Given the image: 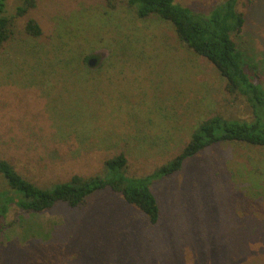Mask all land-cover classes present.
Wrapping results in <instances>:
<instances>
[{
	"label": "rangeland",
	"instance_id": "374dc122",
	"mask_svg": "<svg viewBox=\"0 0 264 264\" xmlns=\"http://www.w3.org/2000/svg\"><path fill=\"white\" fill-rule=\"evenodd\" d=\"M175 1L208 12L224 0ZM22 5L6 0L15 17L0 50V160L40 186L102 175L121 152L128 175L145 176L178 155L206 119L253 117L171 22L137 20L126 0H34L18 16ZM238 9L245 25L233 38L264 84V0H240ZM30 19L39 38L25 30ZM152 190L161 211L155 225L109 189L76 208L26 214L12 206L0 264H264L263 150L212 145Z\"/></svg>",
	"mask_w": 264,
	"mask_h": 264
},
{
	"label": "trees",
	"instance_id": "16d2710c",
	"mask_svg": "<svg viewBox=\"0 0 264 264\" xmlns=\"http://www.w3.org/2000/svg\"><path fill=\"white\" fill-rule=\"evenodd\" d=\"M239 1L224 0L208 12L175 0H126V6L137 20L159 17L171 22L178 39L196 54L207 58L226 78L227 92L245 100L252 112L251 120L221 115L206 119L178 155L145 176L128 175V159L121 152L104 162L102 175H75L70 181L40 186L20 174L8 161L0 160V175L8 187L0 190V232L12 206L26 214L44 212L58 203L76 208L90 196L107 189L120 194L155 225L160 220L161 211L152 185L180 171L187 160L205 148L221 143H240L264 151V84L248 66L247 56L233 38L242 32L245 25V14L238 9ZM33 6L34 0H23V5L17 8V15H25ZM109 8L116 7L110 3ZM102 12L109 14L106 10ZM14 17L7 14L6 0H0V50L14 35ZM25 30L31 38L42 35L41 27L33 19L26 23ZM83 60L86 61L87 57L84 56Z\"/></svg>",
	"mask_w": 264,
	"mask_h": 264
},
{
	"label": "water",
	"instance_id": "95a60500",
	"mask_svg": "<svg viewBox=\"0 0 264 264\" xmlns=\"http://www.w3.org/2000/svg\"><path fill=\"white\" fill-rule=\"evenodd\" d=\"M96 62H97V58H96V57H92V58H90V59L88 60V64H89V66H93V65H95Z\"/></svg>",
	"mask_w": 264,
	"mask_h": 264
},
{
	"label": "flooded vegetation",
	"instance_id": "af4514ba",
	"mask_svg": "<svg viewBox=\"0 0 264 264\" xmlns=\"http://www.w3.org/2000/svg\"><path fill=\"white\" fill-rule=\"evenodd\" d=\"M100 57H104V56H100ZM88 62V61H87ZM98 67L100 66V59H99V57H98V65H97Z\"/></svg>",
	"mask_w": 264,
	"mask_h": 264
}]
</instances>
